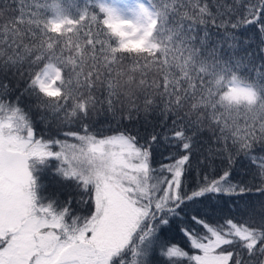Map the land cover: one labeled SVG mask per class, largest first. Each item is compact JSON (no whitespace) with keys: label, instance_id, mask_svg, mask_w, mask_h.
Segmentation results:
<instances>
[{"label":"snow or ice","instance_id":"6c2138e0","mask_svg":"<svg viewBox=\"0 0 264 264\" xmlns=\"http://www.w3.org/2000/svg\"><path fill=\"white\" fill-rule=\"evenodd\" d=\"M0 264H264V0H0Z\"/></svg>","mask_w":264,"mask_h":264},{"label":"trees","instance_id":"16d2710c","mask_svg":"<svg viewBox=\"0 0 264 264\" xmlns=\"http://www.w3.org/2000/svg\"><path fill=\"white\" fill-rule=\"evenodd\" d=\"M203 147H205V146H202V148ZM206 153H203V152H197L196 154H194L193 155V158H192V165H193V167L191 168V170H190V172L188 173V177H189V180L190 181H195V178H196V165H197V163H198V161L202 158V155H205ZM216 165H219V160H216L215 162H214ZM234 176H235V178L236 179H239L240 178V176L238 175V174H236V173H234ZM50 190H51V188H50ZM251 197H252V199L253 200H255L256 199V196L258 195V194H255V193H253V194H249ZM230 198H228V197H225L224 198V200L225 201H228ZM231 199H234V200H236L238 203H240L241 205H243V203L245 202V200L247 199V197H245V198H241V197H233V198H231ZM229 205H225V207L227 208Z\"/></svg>","mask_w":264,"mask_h":264}]
</instances>
